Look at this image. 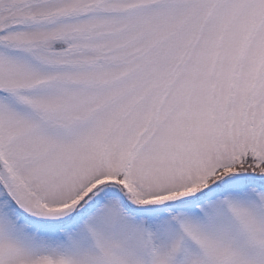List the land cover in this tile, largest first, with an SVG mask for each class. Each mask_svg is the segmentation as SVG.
I'll list each match as a JSON object with an SVG mask.
<instances>
[{
    "label": "snow or ice",
    "instance_id": "1",
    "mask_svg": "<svg viewBox=\"0 0 264 264\" xmlns=\"http://www.w3.org/2000/svg\"><path fill=\"white\" fill-rule=\"evenodd\" d=\"M0 264H264V0H0Z\"/></svg>",
    "mask_w": 264,
    "mask_h": 264
}]
</instances>
